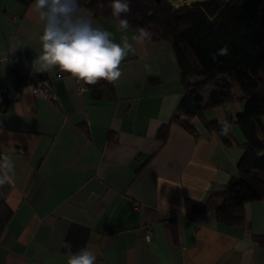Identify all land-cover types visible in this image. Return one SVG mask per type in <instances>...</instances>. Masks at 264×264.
Segmentation results:
<instances>
[{
	"label": "crops",
	"instance_id": "1",
	"mask_svg": "<svg viewBox=\"0 0 264 264\" xmlns=\"http://www.w3.org/2000/svg\"><path fill=\"white\" fill-rule=\"evenodd\" d=\"M33 5L0 0V88L20 91L0 93V178L8 177L0 200L12 211L0 233V264H67L69 234L72 247L97 254L95 264H264L253 238L264 233V199L246 202L244 221L234 226L213 210L187 208L237 174L244 137L233 121L242 104L193 117L195 133L170 122L183 95L171 43L138 42L134 28L123 31L84 6L94 26L117 43L127 36L135 49L121 77L86 85L59 68L44 70L43 22ZM42 80L53 97L31 91ZM204 119L229 123L231 143ZM167 122L161 144L156 133Z\"/></svg>",
	"mask_w": 264,
	"mask_h": 264
},
{
	"label": "trees",
	"instance_id": "2",
	"mask_svg": "<svg viewBox=\"0 0 264 264\" xmlns=\"http://www.w3.org/2000/svg\"><path fill=\"white\" fill-rule=\"evenodd\" d=\"M17 1L28 4L32 0ZM169 1L175 8L187 4V0ZM195 1L199 0H188V4ZM79 3L94 17L101 16L119 25L111 15V0ZM130 7L129 14H122L129 27L138 35L139 29L144 28L149 38L164 39L172 45L183 95L170 122L195 133L193 117H201L206 109L217 105L242 104L233 121L244 137L237 174L223 186L209 189L204 200L189 201L187 207L189 213L213 210L218 222L226 226L242 224L243 205L264 199V0H205L176 11L165 0L158 4L152 0H130ZM225 45L229 54L213 60L212 53ZM204 125L224 143H231L230 128L222 136L221 123L216 119H204ZM168 132L169 122L158 128L156 137L161 144ZM11 212L0 200V233ZM172 231L176 238L174 227ZM253 238L264 247V233ZM70 239L69 234L67 242ZM80 245L72 247L75 252L82 248Z\"/></svg>",
	"mask_w": 264,
	"mask_h": 264
},
{
	"label": "clouds",
	"instance_id": "3",
	"mask_svg": "<svg viewBox=\"0 0 264 264\" xmlns=\"http://www.w3.org/2000/svg\"><path fill=\"white\" fill-rule=\"evenodd\" d=\"M34 10L43 22L40 37L42 53L39 57L44 70L59 68L70 77L83 81L86 85H95L100 80L116 82L122 75L120 65L130 51H135L123 36V43L114 40L113 33L94 26L91 16L81 11L79 0H34ZM111 15L126 31L129 21L122 18L131 12L130 0H111ZM140 35L133 37L138 42L149 38L146 29H139ZM229 54L227 45L212 53V59ZM229 126L221 123L219 135L226 136ZM4 167L12 169L13 163L3 157ZM7 176L0 178V185ZM68 249L67 264H95L97 254L88 247L72 252V245L65 242Z\"/></svg>",
	"mask_w": 264,
	"mask_h": 264
},
{
	"label": "built area",
	"instance_id": "4",
	"mask_svg": "<svg viewBox=\"0 0 264 264\" xmlns=\"http://www.w3.org/2000/svg\"><path fill=\"white\" fill-rule=\"evenodd\" d=\"M30 88L34 94H40V95L47 97V98H51L54 96V88L51 85V83H49L46 80H42V81H38L36 83L30 84ZM0 93H3L8 97H17L20 95L19 89H15V88H11V87L0 88ZM24 151L25 150L23 148L18 149V152H20V153H24ZM145 236L147 239L151 238L150 229H146V235Z\"/></svg>",
	"mask_w": 264,
	"mask_h": 264
},
{
	"label": "water",
	"instance_id": "5",
	"mask_svg": "<svg viewBox=\"0 0 264 264\" xmlns=\"http://www.w3.org/2000/svg\"><path fill=\"white\" fill-rule=\"evenodd\" d=\"M155 4H158L160 1H162V0H152ZM167 3H169V4H171L170 3V1L169 0H165ZM203 1H205V0H199V1H195V2H192L191 4H188V5H183V6H180V7H177V8H175V7H173V10L174 11H176V10H179V9H181V8H183V7H188V6H192V5H195V4H197V3H201V2H203ZM172 5V4H171Z\"/></svg>",
	"mask_w": 264,
	"mask_h": 264
},
{
	"label": "rangeland",
	"instance_id": "6",
	"mask_svg": "<svg viewBox=\"0 0 264 264\" xmlns=\"http://www.w3.org/2000/svg\"><path fill=\"white\" fill-rule=\"evenodd\" d=\"M191 1H193V0H191ZM171 5V4H170ZM171 7L173 8V6L171 5Z\"/></svg>",
	"mask_w": 264,
	"mask_h": 264
},
{
	"label": "bare ground",
	"instance_id": "7",
	"mask_svg": "<svg viewBox=\"0 0 264 264\" xmlns=\"http://www.w3.org/2000/svg\"><path fill=\"white\" fill-rule=\"evenodd\" d=\"M186 5H188V0H187V4Z\"/></svg>",
	"mask_w": 264,
	"mask_h": 264
}]
</instances>
